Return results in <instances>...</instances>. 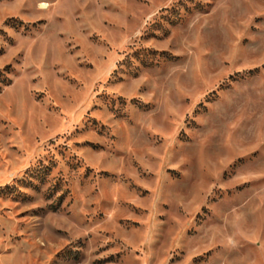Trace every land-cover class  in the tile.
I'll list each match as a JSON object with an SVG mask.
<instances>
[{"label":"rangeland","instance_id":"1","mask_svg":"<svg viewBox=\"0 0 264 264\" xmlns=\"http://www.w3.org/2000/svg\"><path fill=\"white\" fill-rule=\"evenodd\" d=\"M0 264H264V0H0Z\"/></svg>","mask_w":264,"mask_h":264}]
</instances>
